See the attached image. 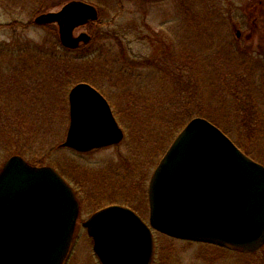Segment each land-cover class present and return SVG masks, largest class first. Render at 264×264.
Listing matches in <instances>:
<instances>
[{
	"label": "rangeland",
	"instance_id": "1",
	"mask_svg": "<svg viewBox=\"0 0 264 264\" xmlns=\"http://www.w3.org/2000/svg\"><path fill=\"white\" fill-rule=\"evenodd\" d=\"M67 1L0 0V169L18 155L56 171L79 205L64 264H99L81 224L109 205L147 223L150 175L192 118L264 166V0H76L98 19L73 31L90 40L63 56L57 24L35 18ZM78 83L108 101L124 133L117 145L62 146ZM153 243L151 264H264V246L241 255L157 232Z\"/></svg>",
	"mask_w": 264,
	"mask_h": 264
},
{
	"label": "water",
	"instance_id": "2",
	"mask_svg": "<svg viewBox=\"0 0 264 264\" xmlns=\"http://www.w3.org/2000/svg\"><path fill=\"white\" fill-rule=\"evenodd\" d=\"M96 20L93 6L73 1L35 23H56L60 44L76 49L90 37L74 36V29ZM68 109L63 147L85 153L123 139L108 102L89 84L69 90ZM147 196V223L118 205L82 223L99 264H151L152 231L241 253L264 245V166L203 118L191 119L175 136ZM78 214L73 191L56 171L11 156L0 169V264H63Z\"/></svg>",
	"mask_w": 264,
	"mask_h": 264
},
{
	"label": "flooded vegetation",
	"instance_id": "3",
	"mask_svg": "<svg viewBox=\"0 0 264 264\" xmlns=\"http://www.w3.org/2000/svg\"><path fill=\"white\" fill-rule=\"evenodd\" d=\"M70 1H75V0H70ZM70 1H67V2H70ZM67 2H66V3H67ZM252 19H253V18H252ZM252 21H253V22H251V24H255V22H256V21H255V18H254ZM236 37H237V38L240 37V32H239L238 30H236ZM263 246H264V245H263ZM263 246H262V247H263ZM262 247H261V248H262ZM218 248H219V247H218ZM261 248H260V249H261ZM220 249H222V250H226V251H229V250H230V251H233V250H231V249H229V248H220ZM260 249H259V250H260ZM257 251H258V250H257ZM257 251H255V252H253V253H240V252H236V251H234V252L239 253V254H241V255H248V254L252 255V254H255Z\"/></svg>",
	"mask_w": 264,
	"mask_h": 264
},
{
	"label": "trees",
	"instance_id": "4",
	"mask_svg": "<svg viewBox=\"0 0 264 264\" xmlns=\"http://www.w3.org/2000/svg\"><path fill=\"white\" fill-rule=\"evenodd\" d=\"M71 51L70 50H68V49H65V48H63L62 47V55L63 56H66L68 53H70Z\"/></svg>",
	"mask_w": 264,
	"mask_h": 264
}]
</instances>
